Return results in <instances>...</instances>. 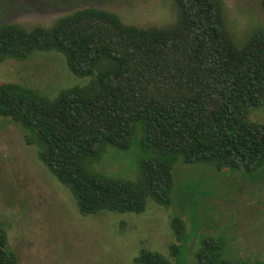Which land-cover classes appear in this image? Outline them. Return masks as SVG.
Instances as JSON below:
<instances>
[{
	"label": "trees",
	"instance_id": "trees-1",
	"mask_svg": "<svg viewBox=\"0 0 264 264\" xmlns=\"http://www.w3.org/2000/svg\"><path fill=\"white\" fill-rule=\"evenodd\" d=\"M175 23L139 28L99 9L59 17L50 27L0 25V63L33 52L62 55L67 70L88 78L52 100L17 83L0 84V118L19 125L23 141L72 196L81 216L107 211L139 214L147 200L171 203V167L204 164L218 172L264 166V125L247 120L264 102V41L235 47L216 0H173ZM149 156L134 180L92 172L109 151ZM169 229L186 242L172 216ZM222 239L201 238L193 264H245L223 257ZM181 245L170 244L177 259ZM135 264H172L140 248ZM0 264H17L0 227Z\"/></svg>",
	"mask_w": 264,
	"mask_h": 264
},
{
	"label": "rangeland",
	"instance_id": "rangeland-1",
	"mask_svg": "<svg viewBox=\"0 0 264 264\" xmlns=\"http://www.w3.org/2000/svg\"><path fill=\"white\" fill-rule=\"evenodd\" d=\"M222 26L235 47L253 35L264 41V0H216ZM99 9L139 28L175 23L173 0H0V25L24 29L50 27L81 9ZM88 78L72 75L61 54L33 52L25 61L0 63V84L17 83L52 100L61 90L83 86ZM247 120L264 125V102ZM19 125L0 118V227L17 264H135L140 248L172 264H193L201 238L223 239V257L232 262L264 264V166L250 171H214L204 164L171 167L173 187L167 208L146 201L139 214L81 216L68 190L59 184L23 141ZM149 156L131 149L109 150L92 172L134 180ZM172 216L184 223L186 242L169 229ZM170 244L181 245L177 259Z\"/></svg>",
	"mask_w": 264,
	"mask_h": 264
}]
</instances>
